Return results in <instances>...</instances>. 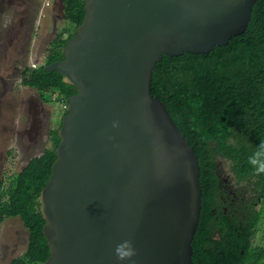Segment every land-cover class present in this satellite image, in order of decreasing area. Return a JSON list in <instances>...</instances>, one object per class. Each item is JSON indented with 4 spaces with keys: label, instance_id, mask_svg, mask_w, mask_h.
I'll return each instance as SVG.
<instances>
[{
    "label": "water",
    "instance_id": "1",
    "mask_svg": "<svg viewBox=\"0 0 264 264\" xmlns=\"http://www.w3.org/2000/svg\"><path fill=\"white\" fill-rule=\"evenodd\" d=\"M62 48L67 98L41 190L45 264H194L199 158L152 92L164 55L208 53L246 31L257 0H84ZM133 242L120 261L115 247Z\"/></svg>",
    "mask_w": 264,
    "mask_h": 264
},
{
    "label": "trees",
    "instance_id": "2",
    "mask_svg": "<svg viewBox=\"0 0 264 264\" xmlns=\"http://www.w3.org/2000/svg\"><path fill=\"white\" fill-rule=\"evenodd\" d=\"M63 4L69 24L55 36L46 62L36 68L20 66V75L21 82L39 89L41 96L53 92L66 103L76 87L44 66L64 58L62 48L83 22L86 10L84 0H63ZM152 92L166 104L190 141L201 172L213 174L214 160L225 158L231 161L236 176L264 191V174H255L249 163L264 142V0L255 3L246 31L226 45H216L208 53L164 55L153 71ZM60 126L54 132L53 147L30 159L11 177L7 188L2 186L0 219L4 215L19 217L29 230L26 251L9 264H45L49 256L39 196L57 157ZM193 251L195 264H244L236 263L228 252L214 254L200 247ZM239 253L237 249L236 255Z\"/></svg>",
    "mask_w": 264,
    "mask_h": 264
},
{
    "label": "rangeland",
    "instance_id": "3",
    "mask_svg": "<svg viewBox=\"0 0 264 264\" xmlns=\"http://www.w3.org/2000/svg\"><path fill=\"white\" fill-rule=\"evenodd\" d=\"M48 3V4H47ZM69 24L63 0H0V180L7 188L13 174L29 160L52 146L49 133L60 126L67 110L55 93L24 85L20 70L44 64L52 41ZM21 66V67H20ZM33 68V67H32ZM31 105L40 127L32 129ZM55 110V119L50 121ZM224 170L234 179L231 161L223 158ZM237 183V181L234 179ZM29 230L19 217L0 219V264L22 255Z\"/></svg>",
    "mask_w": 264,
    "mask_h": 264
},
{
    "label": "flooded vegetation",
    "instance_id": "4",
    "mask_svg": "<svg viewBox=\"0 0 264 264\" xmlns=\"http://www.w3.org/2000/svg\"><path fill=\"white\" fill-rule=\"evenodd\" d=\"M35 64L33 68L41 65ZM67 105L66 102V109ZM34 109L36 107L31 105L33 122L29 134L32 129L36 131L40 127ZM54 119L55 110L50 121ZM55 131L53 129L49 133L52 146L45 148L43 153L53 147ZM211 170L213 174L201 172L200 175L202 207L196 237L193 238V250L200 247L214 254L228 252L235 257L236 263L243 261L244 264H264V191L250 184L248 179L234 174V179L239 183L236 184L232 175L224 170L223 158H216ZM1 183L2 179L0 192L3 186ZM237 249H240V256L236 255Z\"/></svg>",
    "mask_w": 264,
    "mask_h": 264
},
{
    "label": "clouds",
    "instance_id": "5",
    "mask_svg": "<svg viewBox=\"0 0 264 264\" xmlns=\"http://www.w3.org/2000/svg\"><path fill=\"white\" fill-rule=\"evenodd\" d=\"M249 163L255 170V174H264V142H262L261 145L258 146V150L249 157ZM114 252L116 258L120 261H131L136 255V249L133 246V242L129 239H125L118 243Z\"/></svg>",
    "mask_w": 264,
    "mask_h": 264
},
{
    "label": "built area",
    "instance_id": "6",
    "mask_svg": "<svg viewBox=\"0 0 264 264\" xmlns=\"http://www.w3.org/2000/svg\"><path fill=\"white\" fill-rule=\"evenodd\" d=\"M36 64L35 63H33V65L32 66H35Z\"/></svg>",
    "mask_w": 264,
    "mask_h": 264
}]
</instances>
